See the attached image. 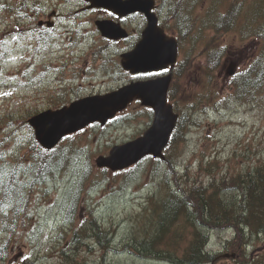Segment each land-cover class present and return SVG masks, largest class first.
I'll return each mask as SVG.
<instances>
[{
  "label": "rangeland",
  "instance_id": "obj_1",
  "mask_svg": "<svg viewBox=\"0 0 264 264\" xmlns=\"http://www.w3.org/2000/svg\"><path fill=\"white\" fill-rule=\"evenodd\" d=\"M209 1L203 0L201 6L208 7ZM159 2L164 4L162 25L177 37L166 20L168 0ZM103 18L119 21L132 34L109 42L94 24ZM40 19L52 20L53 26H39ZM143 27L139 15L121 19L104 8H88L83 0H0L2 163L3 157L4 163L26 161L34 137L27 122L32 114L128 83L129 75L118 66L119 54L137 42ZM218 39L226 52L209 80L201 67V40L196 45L186 42L178 54V61L184 51L192 50L195 56L175 82L178 103L194 105L195 110L177 109L175 102V111L189 113V118L183 140L164 151L165 156L172 155L173 165L152 157L116 172L95 165L97 156L141 135L150 125L153 114L139 100L103 125L94 123L66 136L55 149L59 164L54 175L26 189L27 194L20 192L27 197L18 203L19 213L12 215L15 202L1 204L0 241L9 238V247L0 264H26L27 260L32 264H172L132 255L125 246L141 236L140 220L149 198L160 193L162 181L173 177L181 185L205 184L211 178L243 172L264 155V96L240 100L232 88L233 79L255 53L257 39L243 40L235 31ZM230 69L232 74L227 73ZM78 183H84L83 188L69 214V198ZM3 215L8 216L1 219ZM92 218L108 232L101 237L104 245L90 234L73 246V231L87 227ZM231 235V229L210 233L207 249L218 256L209 264H235L224 255L230 253L223 245ZM257 243L246 251L264 254V239Z\"/></svg>",
  "mask_w": 264,
  "mask_h": 264
},
{
  "label": "trees",
  "instance_id": "obj_2",
  "mask_svg": "<svg viewBox=\"0 0 264 264\" xmlns=\"http://www.w3.org/2000/svg\"><path fill=\"white\" fill-rule=\"evenodd\" d=\"M202 1L167 2V20L170 21V29L177 33L180 49L184 50L186 42L191 41L196 45L197 41H202L201 67L209 80L226 52L225 47L218 43L219 36L235 31L243 40L250 36L257 39L255 53L233 79L232 88L234 97L240 100L264 96V0H210L208 7H202ZM192 52L184 51L177 62L168 92L169 100L174 105L177 103V109L185 106L186 112L195 110L194 105L178 103L175 82L188 71L190 62L193 64L192 57L195 56ZM188 118L189 113H179L166 150L176 141L183 140ZM30 142V154L24 155L27 157L25 162L20 165L12 162L8 166L0 164V206L4 202H15L12 215L19 213L18 203L27 197L23 194L21 197L20 192L27 194L26 189L29 191L54 175L59 164V155L55 151L58 146L46 150L34 137ZM171 156L167 154L164 160L173 165ZM162 183L157 194L159 197L155 195L149 198L145 216L140 220L143 221L141 236L125 243L130 254L172 264L211 263L218 255L207 249L210 233L231 229L232 235L223 246L226 252L234 253L231 258L235 264H264V254L251 255L246 251L247 246L256 248L257 241L264 239V155L259 163L243 172L211 178L205 184L194 181L193 184L181 185L173 177ZM83 184L78 183L74 188L67 213L75 210V198ZM7 216L3 215L1 219ZM4 229L10 232V228ZM107 233L92 218L87 227L73 231L72 244L77 247L92 234L99 244L104 245L105 238L101 237ZM8 244L7 240L0 243V259L6 254ZM26 262L32 264L28 260Z\"/></svg>",
  "mask_w": 264,
  "mask_h": 264
},
{
  "label": "water",
  "instance_id": "obj_3",
  "mask_svg": "<svg viewBox=\"0 0 264 264\" xmlns=\"http://www.w3.org/2000/svg\"><path fill=\"white\" fill-rule=\"evenodd\" d=\"M89 7H104L118 15L144 12L147 25L135 46L121 54V65L131 73L159 70L173 65L177 56V41L167 36L157 26V18L150 12L153 0H86ZM96 25L103 36L112 39L125 37L127 33L119 24L109 20H98ZM228 74L233 73L230 69ZM171 74L152 80L132 81L105 94L85 96L57 109H46L32 115L28 122L34 129L38 143L50 149L63 136L76 132L90 123L104 124L124 109L134 98L153 109V119L138 137L113 145L107 155L95 159L98 167L111 170L126 168L146 156L163 159V150L175 127L178 115L167 102V90Z\"/></svg>",
  "mask_w": 264,
  "mask_h": 264
},
{
  "label": "flooded vegetation",
  "instance_id": "obj_4",
  "mask_svg": "<svg viewBox=\"0 0 264 264\" xmlns=\"http://www.w3.org/2000/svg\"><path fill=\"white\" fill-rule=\"evenodd\" d=\"M154 4H155V5H154L153 10L155 11V13L157 14V16H158V18H159V25L162 26V22H161V17H162V16H161V7H162V5H160L159 0H155V3H154ZM134 15H139L140 17H142V20L144 21V26H145V19H144V16H143L142 14H139V13L131 14V15H128V16L122 17L121 19H125V18H127V17L134 16ZM37 24H38L39 26H43V25H46V26H48V27H52V26H53V22L50 21V20H42V19H40V20L37 21ZM50 24H52V25H50ZM127 30H128V29H127ZM165 31H166V29H165ZM128 33H129V36L132 34L129 30H128ZM135 35H137V34H135ZM119 40H123V39H119ZM119 40H115L114 42H118ZM108 41L111 42L112 40H108ZM115 64H118L117 61H115ZM118 66H120V64H118ZM120 69H121L124 73H126L127 75H129V79H128V81H131V80H137V79L147 80V79L156 78V77H158V76H161V75L166 74L167 72H171V71H173L174 67H173V69H162V70L150 71L151 73H154V75H152V76H144V75H142V73H141V74H136V75H134V74H130L128 71L123 70V69L121 68V66H120Z\"/></svg>",
  "mask_w": 264,
  "mask_h": 264
},
{
  "label": "snow or ice",
  "instance_id": "obj_5",
  "mask_svg": "<svg viewBox=\"0 0 264 264\" xmlns=\"http://www.w3.org/2000/svg\"><path fill=\"white\" fill-rule=\"evenodd\" d=\"M142 75H144V76H152V75H154V73L144 72V73H142ZM5 94H7V93H5Z\"/></svg>",
  "mask_w": 264,
  "mask_h": 264
}]
</instances>
